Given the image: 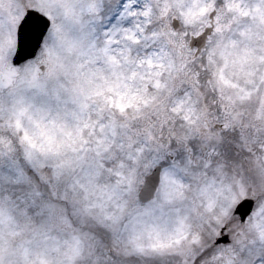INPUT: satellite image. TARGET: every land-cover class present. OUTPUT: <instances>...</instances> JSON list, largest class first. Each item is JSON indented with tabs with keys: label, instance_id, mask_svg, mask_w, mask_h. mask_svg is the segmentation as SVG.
<instances>
[{
	"label": "rangeland",
	"instance_id": "1",
	"mask_svg": "<svg viewBox=\"0 0 264 264\" xmlns=\"http://www.w3.org/2000/svg\"><path fill=\"white\" fill-rule=\"evenodd\" d=\"M25 5L53 20L36 56L13 66ZM214 8L217 30L194 58L188 39ZM200 64V74L192 73ZM205 79L227 103L221 123H233L252 150L251 137L264 134V0H0V85L9 82L0 86V118L12 116L28 162L10 163L5 174L17 184L29 181L37 200L32 209L28 198L0 194V264H108L114 253L134 255L131 264L160 256L176 264L172 255L186 263L222 225L230 242L207 251L204 264H264V198L257 197L264 142L258 158L217 155L216 120L200 90ZM142 125L166 132L156 141ZM173 129L189 138H170ZM161 161L153 199L139 202L144 175ZM60 181L67 213L43 187L58 190ZM242 197H252L255 207L240 225L232 210Z\"/></svg>",
	"mask_w": 264,
	"mask_h": 264
},
{
	"label": "trees",
	"instance_id": "2",
	"mask_svg": "<svg viewBox=\"0 0 264 264\" xmlns=\"http://www.w3.org/2000/svg\"><path fill=\"white\" fill-rule=\"evenodd\" d=\"M0 136H3V130H0ZM10 143L12 146H11L10 151L7 153V155L5 154L3 147H1L2 151L0 150V194L2 196H5V195L9 196L11 199H15V200H17L19 198L26 200L28 198L29 201H27V202H31V204H32L30 207H32V209H36L35 204H36L37 200L35 199L36 200L35 201L33 197H30V195H29L30 192H29V190L26 189L27 186H29V181L27 183L18 182V184H17V182L16 183L13 182L14 180L9 175H6L4 172L7 168V166L10 165V162L14 159H16L17 162L19 163V165H21L22 167H25V166L27 167V165H28L25 161V157H24V153H23V147L20 145V142L17 141V138L13 137V141L11 140ZM28 172H30L29 169H28ZM246 173H247V170H246ZM251 180L252 181L254 180V182H252V183H256L257 179L252 178ZM31 187H33V185H31ZM43 187H45V189L47 190L51 199L54 197V201L57 202L56 206L63 207L64 208L63 210H65L67 213V211L69 210L68 206H69L70 202H69V199H63L62 198L63 191L65 190V187H66L65 184L60 181L58 184V187H59L58 190L55 189L54 187H51L52 190L49 189L47 184H43ZM250 187H251V185H250ZM259 194L260 195H258L257 197H259V198L263 197L264 198V189H260ZM46 196H48L47 193H46ZM32 216H33V218H35V215L32 214V211H31V217ZM43 219H44L43 215L36 217V221L42 222ZM93 225L90 226V230H94ZM82 226H84V225H82ZM27 227H29V228H27ZM25 229H30V226L28 224L25 225ZM103 233H104L105 237L110 240L111 233L108 230H105ZM102 238L104 239L103 235H102ZM112 240L113 239L111 238V241ZM207 251L210 253H213L214 252V246L212 244L208 243L205 247L198 248L195 251V255L193 257H189V259H191V260L186 262V263H181V261H178L177 255H172L171 257L174 260H176V264H204V262H206L208 260L209 254H210V253H206ZM95 256H96L95 253H93V254H91L90 258L95 257ZM116 256H118L116 253L110 254V259H112V262H109L108 264H127V263L131 264V261H134L135 263L137 262L136 257L134 255H131V254L115 259ZM144 258L145 257H143V259ZM99 260L101 261L100 258H99ZM120 260H122V261H120ZM165 261L166 260L164 259L163 256H160L159 258L153 259V260L151 258L146 260L147 264H164ZM103 262L105 264V261H103Z\"/></svg>",
	"mask_w": 264,
	"mask_h": 264
},
{
	"label": "water",
	"instance_id": "3",
	"mask_svg": "<svg viewBox=\"0 0 264 264\" xmlns=\"http://www.w3.org/2000/svg\"><path fill=\"white\" fill-rule=\"evenodd\" d=\"M213 14L214 12L210 13L211 18ZM48 25L49 20L45 16L32 9L26 10L17 28V46L12 58L13 64H18L34 56ZM172 25L174 28H177L179 23L176 19H173ZM210 30V27L206 28L201 35L191 38L189 44L191 47L194 45L197 46L196 54L204 46L206 35L210 33ZM159 171V166H156L151 173L146 176L144 184L138 192L140 201H147L153 196L159 180ZM252 206L253 199L251 198H244L235 205L233 212L240 217L241 223L244 222L246 216L250 213ZM228 240V235L223 234L218 237L215 242L226 243Z\"/></svg>",
	"mask_w": 264,
	"mask_h": 264
},
{
	"label": "flooded vegetation",
	"instance_id": "4",
	"mask_svg": "<svg viewBox=\"0 0 264 264\" xmlns=\"http://www.w3.org/2000/svg\"><path fill=\"white\" fill-rule=\"evenodd\" d=\"M222 108H223V107H222ZM210 118H212V117H210ZM210 118H209V120H211ZM214 123H217V122H214ZM214 123H212V127H213V124H214ZM219 124H221V123H219ZM228 125H229L228 123H224V124H221V126H217V128H220V129L224 128V129H225ZM229 126H230V125H229ZM232 126H233V124H231V127H232ZM213 128H214V127H213ZM215 129H216V128H215Z\"/></svg>",
	"mask_w": 264,
	"mask_h": 264
}]
</instances>
